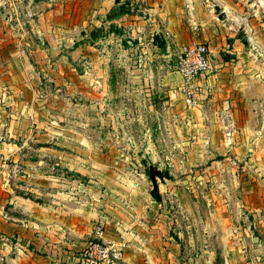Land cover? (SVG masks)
<instances>
[{
  "label": "crops",
  "instance_id": "obj_1",
  "mask_svg": "<svg viewBox=\"0 0 264 264\" xmlns=\"http://www.w3.org/2000/svg\"><path fill=\"white\" fill-rule=\"evenodd\" d=\"M141 1L147 4L149 18L126 21L124 26L132 22L131 33L147 30L149 39L152 34L160 36L164 55L204 42L213 64L199 81L204 88L202 103L190 109L184 105L179 90L182 76L176 69L161 78L171 101L181 98L176 106L182 105V110L174 124L185 133L178 144L185 145L187 152L175 153L172 159L178 165L173 170L156 172L158 190L167 194L205 187L208 193L215 187L225 193L227 215L247 209L264 220V30L255 0ZM29 2L32 12L41 16L33 32L24 37L23 29L20 37L0 40L3 264H57L59 259L72 258L96 237L94 226L99 220L104 222L105 240L124 243L121 264L136 263L137 255L147 264H155V259L166 262L180 252V238L166 233L165 197L148 190L141 172L117 167L129 156L119 152L115 142L100 135H75L64 127L61 119L68 102L51 97V93L61 96L56 94L59 90L63 98L76 96L79 109L87 108L89 97L103 102L100 84H106L107 76L101 77L100 59L95 63L97 72H73L59 48L69 46L65 39H71L68 32L77 26L84 33L92 26L89 21L104 24L115 0ZM70 15L78 18L77 23L64 20ZM97 42L85 38L82 44L87 48ZM51 161L65 162L73 174L43 169ZM200 162H205L204 169L192 168ZM14 166L19 168L13 177ZM100 181L110 185L105 198L100 196Z\"/></svg>",
  "mask_w": 264,
  "mask_h": 264
},
{
  "label": "rangeland",
  "instance_id": "obj_2",
  "mask_svg": "<svg viewBox=\"0 0 264 264\" xmlns=\"http://www.w3.org/2000/svg\"><path fill=\"white\" fill-rule=\"evenodd\" d=\"M262 2L255 0V6L261 14L260 26L264 30ZM116 5L115 0L112 6ZM146 5L141 0H130L132 12L120 15V24L117 21L119 17L107 19L105 16V22L101 24L104 28L94 38L90 37L89 32L95 25L90 21L88 23L92 26L87 29L88 32L83 30L84 33H81L79 26L68 32L72 41L69 38L65 41L71 45L62 44L59 50L67 56L73 72H97L95 63L100 59L98 62L101 63L103 74L101 77L107 76V81L103 86L100 84L105 94L103 102H95L94 98L89 97L92 102L86 103V109H79L76 96L63 98L60 90L56 94L61 96L51 93V97L68 102L61 122L75 135H100L107 142H115L118 151L129 156V160L125 158L124 161H118L117 167L132 168L141 172V179L146 183L148 190H155L156 195L165 197L167 215L163 223L166 225V233L170 232L180 238V252L167 258L164 263L155 259V264H264V220H259L258 216L254 218L247 209H242L240 215L235 213L236 210L227 215L225 193L220 189L214 187L212 192L205 193L204 187L203 190L194 192L181 190L178 193L164 194V190L161 192L157 186V189L153 187L149 169L154 168L157 172L173 170L178 163L175 164L172 157L175 158L177 152L186 153L187 149L185 145L178 144L181 134L185 136V133L179 132L174 124L178 121L175 120L177 112L182 110V105L176 106L181 98L172 102L166 84L161 81L162 77L175 70L177 54L170 51L164 55L165 45L155 46V35L152 34L153 37L149 39L151 35L147 34V30L131 33L132 22H127L126 27L123 25L126 21L149 18V13L145 10ZM32 8L29 0H0V40L8 39V36L20 37L19 32L23 29L24 37L32 33V28L41 21V16L32 12ZM56 19L61 21L62 17ZM64 20L77 23L78 18L70 15L69 18L64 17ZM111 23L116 29L109 28ZM85 38L98 42L84 48L82 42ZM262 55L264 56V53ZM84 122L87 124L83 125ZM100 125L101 129L98 128ZM95 126L96 130L91 129ZM184 139L183 141L188 140ZM14 167L11 171L13 177L19 168ZM193 167L204 169L206 166L205 162H200L192 165ZM184 168L189 170L186 165ZM43 169H48V172L73 174L67 164L60 161L48 162ZM81 179L87 180L88 177L81 176ZM155 179L158 180L156 177ZM199 180L204 181L202 177ZM206 183H209V180H206ZM215 183L216 181H213V184ZM99 185L100 196L105 198L110 185L103 181H100ZM136 259L134 264H147L141 255H137ZM69 261L71 258L59 259L57 264H70ZM122 262L121 259L120 264ZM3 263L0 255V264Z\"/></svg>",
  "mask_w": 264,
  "mask_h": 264
},
{
  "label": "built area",
  "instance_id": "obj_3",
  "mask_svg": "<svg viewBox=\"0 0 264 264\" xmlns=\"http://www.w3.org/2000/svg\"><path fill=\"white\" fill-rule=\"evenodd\" d=\"M264 11V0H262ZM175 69L182 76L179 86L180 93L186 108L202 103L201 94L204 88L200 84L208 72L213 69L210 50L206 43L195 42L184 47L177 53ZM104 222L95 223L96 237L89 240L78 253L71 258L70 264H118L124 252V243L121 241H108L102 236Z\"/></svg>",
  "mask_w": 264,
  "mask_h": 264
},
{
  "label": "trees",
  "instance_id": "obj_4",
  "mask_svg": "<svg viewBox=\"0 0 264 264\" xmlns=\"http://www.w3.org/2000/svg\"><path fill=\"white\" fill-rule=\"evenodd\" d=\"M117 5L116 6H112L110 8V10L106 13V18L107 19H112L115 17H119L122 14L125 13H131L132 9L130 6V0H123L122 2H118V0H116ZM114 25L111 23L110 27L111 29H116L115 27H113ZM103 26H95L90 30V37L94 38L96 37L98 34H100V32L103 30ZM153 41L160 46H164L165 42L164 40L159 36L158 38H156V36L153 37Z\"/></svg>",
  "mask_w": 264,
  "mask_h": 264
},
{
  "label": "water",
  "instance_id": "obj_5",
  "mask_svg": "<svg viewBox=\"0 0 264 264\" xmlns=\"http://www.w3.org/2000/svg\"><path fill=\"white\" fill-rule=\"evenodd\" d=\"M217 12L220 13V12H221V8H218ZM156 37H157V36H156ZM247 40H248V36L245 34V35L243 36V38H242V41H243L244 43H246ZM156 172H157V170L154 169V168H150V169H149V176H150V178H151V180H152V183H153V187H154V188H156V186H157L156 179H155Z\"/></svg>",
  "mask_w": 264,
  "mask_h": 264
}]
</instances>
